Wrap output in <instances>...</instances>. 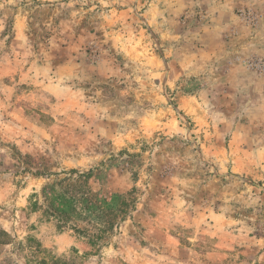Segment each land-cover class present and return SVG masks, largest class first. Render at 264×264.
Listing matches in <instances>:
<instances>
[{
    "label": "rangeland",
    "instance_id": "obj_1",
    "mask_svg": "<svg viewBox=\"0 0 264 264\" xmlns=\"http://www.w3.org/2000/svg\"><path fill=\"white\" fill-rule=\"evenodd\" d=\"M0 264H264V0H0Z\"/></svg>",
    "mask_w": 264,
    "mask_h": 264
},
{
    "label": "trees",
    "instance_id": "obj_2",
    "mask_svg": "<svg viewBox=\"0 0 264 264\" xmlns=\"http://www.w3.org/2000/svg\"><path fill=\"white\" fill-rule=\"evenodd\" d=\"M71 172L76 173L77 171L72 170ZM87 177H89L88 173H81L76 187L72 189L63 185L64 188L60 189L52 184L46 186L43 189L45 199L48 201L46 211L64 222L87 221L102 225L111 216H118L119 213L125 211L126 195L116 194L112 202L99 199L98 193L87 186Z\"/></svg>",
    "mask_w": 264,
    "mask_h": 264
}]
</instances>
